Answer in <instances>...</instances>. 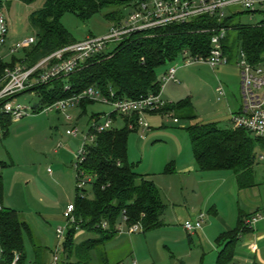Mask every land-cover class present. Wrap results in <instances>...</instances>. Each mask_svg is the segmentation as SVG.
<instances>
[{"label":"trees","instance_id":"16d2710c","mask_svg":"<svg viewBox=\"0 0 264 264\" xmlns=\"http://www.w3.org/2000/svg\"><path fill=\"white\" fill-rule=\"evenodd\" d=\"M9 1L0 0V11ZM15 1L32 6L39 0ZM132 2L133 0H45L43 6L33 11L29 18L36 44L14 57L12 64L5 62L1 67L13 66L23 61L28 67H32L42 58L76 43L62 24V18L67 13L74 14L83 22L103 14L109 22L120 24L127 18L124 9L132 11ZM259 12L263 14V19L256 26L234 23V14L225 20L224 26L228 28V32L224 49L230 63L235 58L237 60L242 51L250 63L256 65L264 62V7ZM215 26L214 19L200 17L185 24L133 35L113 46L109 52L89 59L67 79L33 89L41 100L37 113H41L43 107L81 94L89 88H95L108 97L110 93H114L116 99L139 100L149 95H158L161 92L159 70L179 60L184 51H189L192 56L206 57L210 53L212 33L203 31L212 30ZM67 85L70 90L65 91ZM93 103L83 101L80 107L86 110L87 105ZM159 113H172L179 122L182 120L192 123L186 131L200 171H233L240 189L255 185L253 168L257 159L256 151L258 148L264 150V140L252 138L253 135L244 129H221L216 123L199 121L190 99L169 105ZM97 118L99 115L94 116V119ZM118 118L123 119L124 127L97 135L81 166L86 175L94 178L91 183L94 195L93 198H88L84 191L85 195L78 192L76 197L77 225L68 229L63 243L67 260H74L71 264H91L94 252L117 236V226L123 217H127L126 226L141 224L144 234L164 227L166 205L160 190L153 181L137 172V166L129 161V138L133 132L129 124L132 121L112 114L115 122ZM11 124L10 118L0 116V128L5 131V135ZM7 167L6 163H0V169ZM173 172L174 165H171L166 173ZM3 196L4 181L0 175V204ZM104 223L108 225L107 229L103 228ZM78 230L98 238L88 239L77 245L75 236ZM248 232L250 229L244 227V217L241 216L239 227L221 235L217 240V245L222 250L216 264H233L240 236ZM27 238L33 240L31 226L21 219L16 210L1 207L2 264H12L16 255L20 257L17 264L26 263ZM101 259L104 264H108L105 253L101 254ZM35 264L40 263L36 260Z\"/></svg>","mask_w":264,"mask_h":264},{"label":"rangeland","instance_id":"374dc122","mask_svg":"<svg viewBox=\"0 0 264 264\" xmlns=\"http://www.w3.org/2000/svg\"><path fill=\"white\" fill-rule=\"evenodd\" d=\"M44 2L45 0H39L32 6L15 0L5 3L1 11L4 12L10 25L8 41L10 38L19 42L35 36L29 18L33 11L43 6ZM255 10L256 12L252 13L253 11H247L242 7H233L227 11V14H234L233 22L236 24L256 26L263 19V14L259 12L263 9L257 7ZM130 12L131 10L124 9L126 17ZM62 24L76 42L84 41L89 37H102L114 25L106 20L103 14L95 16L88 22H83L71 13L63 16ZM112 49L113 46L106 52ZM235 59L229 66L216 69L204 63L183 67L181 60L168 64L159 70L160 75L171 67H181L176 75L178 82L167 84L161 95L162 101L172 105L190 99L199 121L216 123L221 129L231 128L233 124L229 118L232 113H237L242 105L241 74L236 66L238 59ZM224 69H227L226 72ZM219 87L223 88L226 95L221 101L217 93ZM17 100L21 104L41 106L38 95L25 93ZM113 112L112 106L94 102L87 105L86 110L81 107L69 108L66 115L53 111L26 117L22 121L12 123L6 135L5 131L0 128V163L8 165L6 169H0V174L4 178L3 199L5 194H8L13 208L18 210L31 225L37 222L42 226L43 233L51 247L57 242V230L66 225L63 215L67 206L75 204L79 192L77 191V153L82 146V137L89 133L95 122L94 116L105 117ZM174 119H176L174 114L166 116L160 113L147 114L144 120L150 125V131L144 134L141 131H133L130 135L129 161L137 166V172L151 176L150 178L159 185L166 211L163 216V228L146 234H124L127 241L115 254L118 256V261L119 259L124 260V264H133L137 261L134 253L132 256L131 239L137 241L135 249L142 263L145 261L148 264L151 262L155 264H195L199 262L203 248L206 250V255H209L206 256L207 262L211 254L217 257L218 246L215 242L209 244L204 240L202 244L194 240L197 238L190 237L184 227L182 230L184 237L180 231L174 235L172 243L165 236V233L175 230L170 222L173 214L170 198L179 199L178 191L181 192L179 183L181 177L176 178L172 174H167L166 170L171 168V165H174L176 169L175 162H181L179 154L184 148L193 152L191 139L186 131L192 123L181 120L180 124L176 125ZM116 126L124 127V122L120 119ZM75 129L79 131V137H68L67 132ZM255 137L252 136V138ZM64 138L69 139L64 141ZM259 154L262 155V151ZM258 168L257 180L264 182V162H259ZM90 179L94 180L91 176ZM172 179L175 182H172ZM170 187L174 190L171 191ZM84 191H86V197L93 198L91 184H87ZM262 193H264V188H262ZM227 202L226 197L224 203L227 204ZM205 215L207 216L204 224L206 228L209 216L207 213ZM169 224L172 225L168 226ZM36 233L40 234L38 229ZM104 252L99 248L97 252H94V257L97 258ZM36 253L44 258L47 252L42 250ZM98 258L100 259V256ZM110 261L114 264V259L111 258ZM91 264H94V261Z\"/></svg>","mask_w":264,"mask_h":264},{"label":"built area","instance_id":"2783aa9c","mask_svg":"<svg viewBox=\"0 0 264 264\" xmlns=\"http://www.w3.org/2000/svg\"><path fill=\"white\" fill-rule=\"evenodd\" d=\"M132 6V11L127 18L120 24L111 26L106 35L89 37L84 41L59 49L42 58L32 67H28L25 61L17 62L13 66L1 67L5 62L12 64L14 57L31 49L37 41L35 36H31L8 46L10 28L7 17L4 12L0 11V116L8 117L12 123H16L26 117L38 114L37 107L21 104L17 100L18 97L25 93L38 95L33 91L36 87L49 85L56 80L67 79L89 59L105 53L110 46H117L133 35L171 25L185 24L200 17L212 18L216 23L212 30L203 31L212 33L210 53L205 57L192 56L189 51H184L179 60L183 61V67H189L196 63L207 64L213 69L227 67L230 65V61L225 54L224 41L228 28L224 26V23L231 16V14H227V11L233 7H242L247 11L255 12L257 7L263 9L264 0H133ZM236 66L241 74L242 105L237 113L231 114L232 124L235 128L244 129L256 138L264 140V62L254 65L248 61L246 54L242 51ZM180 67H171L164 72L161 77V92L158 95H149L139 100L116 99L114 93H110L108 97L95 88H89L81 94L69 96L42 108L41 113L56 111L65 115L69 108L80 107L83 101L101 102L114 108V112L110 115L94 119L95 122L89 133L82 137V146L77 153V189L81 192L80 195H85V186L92 183L90 176L81 169L87 158L89 147L95 143L97 135L118 128L117 121L112 119V114L131 119L129 128L133 131H141L143 134L150 131V125L144 120V116L159 113L169 106L162 101L161 95L167 84L178 82L176 75ZM68 90H70L69 85L65 86V91ZM217 93L219 101L226 97L222 87L217 89ZM169 114L172 113L164 115ZM68 119L71 120L70 117ZM174 123L180 124L178 119H174ZM79 135L77 129L67 132L68 137L77 138ZM75 210V204H69L64 212L63 218L66 225L56 232L58 244L52 264H58L60 261L59 252L63 248L68 229L77 225ZM262 221H264V213H257L244 220V227L255 230L258 223ZM126 222L127 217H123L122 223L117 226L119 235L143 232L141 224L126 226ZM204 224L205 215L202 214L195 221H186L183 227L189 234H195L203 230ZM107 227L108 225L104 223L103 228L107 229ZM19 259V255H16L12 264H17Z\"/></svg>","mask_w":264,"mask_h":264},{"label":"crops","instance_id":"0c3cea01","mask_svg":"<svg viewBox=\"0 0 264 264\" xmlns=\"http://www.w3.org/2000/svg\"><path fill=\"white\" fill-rule=\"evenodd\" d=\"M8 42L10 43L9 46L17 43L16 40L10 38ZM224 70L223 71L226 72L227 69ZM163 74L164 73L161 74V77ZM120 119L123 121L122 118ZM120 119L117 121V123L120 121ZM229 120L231 122V117ZM231 128L235 127L232 126ZM68 139L69 138H64V141H68ZM260 151H262V155H258ZM263 154L264 150L262 148H258L256 151L257 159L253 168L255 185L252 188L240 189L238 185V178L233 171L202 172L195 161L193 152L187 151L184 148V150L179 154L181 162H175L176 169L174 168V172L172 173V176H176V178L177 176L181 177V181L179 182L181 184V192L178 191V196H180L179 199L173 197L170 198V203L173 206V214L171 215L172 218L170 222L175 227V230L165 233V236L168 237L167 240L172 243V241H174V235H177L180 231L183 233V223L185 221L191 219L192 221H195L200 215H205V213H207L209 216L207 227H203V230L198 231L195 234H190V237L197 238L194 240L202 244L204 240H206L209 244L213 242L217 244V240L221 235L233 232L239 227L241 216H243L245 220L246 218L257 213H264V193H262L264 182L257 180V176L259 174V168L257 169V167L259 166V162H264ZM144 176L153 181L160 190L159 185L150 178L151 176ZM172 182L175 181L172 179ZM169 189L171 191L174 190L173 187H170ZM226 197L228 198L227 204L224 203ZM9 199L10 197L8 194H5V198L0 204L1 207L16 210L13 208L12 201ZM16 211L19 213L21 219L31 226L33 232V240L31 241L29 238L26 240L27 261L25 264H35L36 260H38L40 264H52L58 242H56V244L51 247L43 233V227L37 224V222H34V224L31 225L18 210ZM206 219L207 216L205 215V220ZM172 224H169L168 226ZM179 225L180 227H177ZM34 227H36V229H38L40 232L39 235H37L36 229ZM255 229L256 230L250 229V232L240 236L238 244L235 248L233 264H264V221L258 223ZM95 236L96 235L88 234L83 230H78L75 236V244L79 245L88 239L98 238V236ZM147 236L148 235H146V237ZM135 240L136 239H131L130 242L132 244V256L134 253L135 257H137V261L133 262V264H148L145 261L142 263L141 257L135 249V245L137 244V241ZM194 240L191 239L193 243ZM126 241L127 239H125L124 234H117L114 240L108 243L107 246L101 248L103 251H105L104 253L106 255L108 264H112L110 261L111 258L114 259V264H124V260L119 259L118 261V256H115V254L117 253L118 249L121 248L120 246L126 243ZM42 250H44L45 253L47 252L44 258L40 257V254L37 255L36 253H40ZM221 250L222 249L218 246V249L216 250L217 257H214V254H211V258L207 262V257L209 255H206V250L203 248L201 256L198 259V263L216 264ZM59 254L60 261L58 264L73 263L72 260H67V255L65 254L64 248L60 250ZM94 256L95 255L93 254L92 259L94 264H104L101 261L102 259L100 254L98 255V257L100 256V259ZM190 260L192 261L193 258ZM97 261L99 263H96ZM198 263L195 262V264ZM0 264H2L1 247ZM149 264H155V262H151Z\"/></svg>","mask_w":264,"mask_h":264}]
</instances>
